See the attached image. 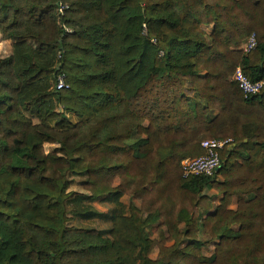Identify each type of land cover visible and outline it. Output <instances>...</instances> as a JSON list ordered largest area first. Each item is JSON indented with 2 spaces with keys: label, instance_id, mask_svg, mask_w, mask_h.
Masks as SVG:
<instances>
[{
  "label": "trees",
  "instance_id": "16d2710c",
  "mask_svg": "<svg viewBox=\"0 0 264 264\" xmlns=\"http://www.w3.org/2000/svg\"><path fill=\"white\" fill-rule=\"evenodd\" d=\"M0 41V264H264V91L227 82H264V0H0ZM209 139L219 172L185 179Z\"/></svg>",
  "mask_w": 264,
  "mask_h": 264
},
{
  "label": "built area",
  "instance_id": "2783aa9c",
  "mask_svg": "<svg viewBox=\"0 0 264 264\" xmlns=\"http://www.w3.org/2000/svg\"><path fill=\"white\" fill-rule=\"evenodd\" d=\"M63 13V9H61ZM258 47L257 36L254 34L245 46V52L250 53ZM235 81L246 99L260 95L264 91V82H253L242 70L238 68ZM65 80L59 79L57 90L66 89ZM233 147L232 139H209L202 143L203 154L189 158L182 162V172L185 179L198 176L214 177L221 168V152Z\"/></svg>",
  "mask_w": 264,
  "mask_h": 264
},
{
  "label": "rangeland",
  "instance_id": "374dc122",
  "mask_svg": "<svg viewBox=\"0 0 264 264\" xmlns=\"http://www.w3.org/2000/svg\"><path fill=\"white\" fill-rule=\"evenodd\" d=\"M211 28H208V30L210 31ZM227 82H235V77L234 76H229L227 77ZM60 112H63V108L60 107ZM72 119L77 122L78 120L75 118V117H72ZM57 146L56 145H47L46 146V151L49 153V152H52L54 151V149L56 148ZM71 181H72V187H71V190L72 191H77V192H83V193H88V194H91L87 191H85L83 189V187L80 185L82 179L81 178H76V177H73L71 178ZM114 187H117L118 184H119V179H116L115 183H114ZM207 195L209 196L210 200L208 202V204L210 205L208 208L206 209H203L202 210V215H206V211H211L213 212L218 206L221 205L223 199H224V195L222 194H219L217 193L216 191H210V192H207ZM106 198L107 196H100L98 198L97 201H95L94 203V207L101 213L105 214V213H109L113 208H114V205L108 201H106ZM123 203L126 204L127 206H129L131 203H135L139 208L141 207L142 205V201L141 200H138V199H131V197L129 196H125L123 199H122ZM237 203H238V199H234L232 201V204L230 205V209L231 210H235L237 208ZM160 223H163V220L160 222ZM71 225H88L90 227H96V228H100V229H103V230H106L110 227V224L106 223L104 221V219H101V218H98L94 221H92L90 224L89 223H84L83 221H72L71 222ZM158 228L159 226L156 225V226H153L150 228L149 232H150V235L153 239H160V231H158ZM180 229L183 231L184 230V226L182 225L180 227ZM162 232L164 234L167 233V228L164 227L162 229ZM167 235V234H166ZM200 236V235H199ZM201 237H204V234L202 233L201 234ZM171 243H168L167 245H171ZM213 249H214V245H211L210 247L208 248H204L203 250V254L204 255H208L210 256L213 252ZM158 254H159V249H156L153 254H152V258L153 259H157L158 257Z\"/></svg>",
  "mask_w": 264,
  "mask_h": 264
},
{
  "label": "crops",
  "instance_id": "0c3cea01",
  "mask_svg": "<svg viewBox=\"0 0 264 264\" xmlns=\"http://www.w3.org/2000/svg\"><path fill=\"white\" fill-rule=\"evenodd\" d=\"M12 46L13 42L11 41H0V60L12 55Z\"/></svg>",
  "mask_w": 264,
  "mask_h": 264
},
{
  "label": "water",
  "instance_id": "95a60500",
  "mask_svg": "<svg viewBox=\"0 0 264 264\" xmlns=\"http://www.w3.org/2000/svg\"><path fill=\"white\" fill-rule=\"evenodd\" d=\"M219 172V171H218Z\"/></svg>",
  "mask_w": 264,
  "mask_h": 264
}]
</instances>
